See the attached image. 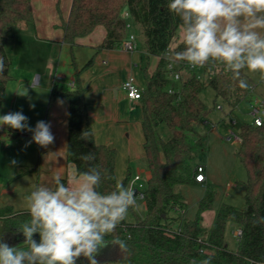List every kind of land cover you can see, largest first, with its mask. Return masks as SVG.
I'll return each mask as SVG.
<instances>
[{
    "label": "trees",
    "instance_id": "trees-1",
    "mask_svg": "<svg viewBox=\"0 0 264 264\" xmlns=\"http://www.w3.org/2000/svg\"><path fill=\"white\" fill-rule=\"evenodd\" d=\"M169 0H73L67 20L59 25L63 30V42L72 49L76 39L89 35L102 25L107 36L97 49H111L121 43L127 30L124 12L139 27L145 40L148 55L160 58L157 68L147 75L142 97V128L144 133L145 160L149 176L144 189L146 215L136 212V203L128 212L135 215L132 222L124 218L115 230L105 236L102 255L96 257L99 264L117 261L126 264H264V123L244 122L240 126L243 141L237 155L245 166L247 180L237 183L245 192V207L237 208L224 203L218 209L213 227L202 225V214L212 208L215 193L207 191L199 204L195 220H182L172 225L173 210H185L186 200L178 189L184 184H198L195 160L208 149L207 130L210 110L200 97L206 86L212 87L216 98L220 97L232 112L242 101L251 96L252 86L245 69L237 76L228 70L217 71L206 83L196 74L175 81L167 70L166 53L184 49V39L173 40L183 24L179 17L168 10ZM33 23L32 0H0V112L6 99L7 86L12 80L13 59L7 50L16 26ZM92 57L76 70L75 86L55 83L50 95L63 97L69 102L68 137L66 156L77 173L90 166L100 170L102 180L98 191L107 194L116 184V149L95 140L88 113L86 88L79 81L80 74L92 65ZM75 63V59L73 58ZM179 85H177V83ZM170 89L173 92H170ZM236 123V121H235ZM161 124L171 129L165 139L159 131ZM231 124H234L231 123ZM204 127L200 130V127ZM15 133V137L18 136ZM5 141L0 137V147ZM91 153L94 159L85 161ZM63 182L67 184L66 178ZM131 174L122 184L128 187ZM29 210L14 211L12 206L0 209L2 231L0 239L11 246L27 245L13 240L22 234L19 229L30 220ZM229 220L239 224L242 235L236 250L229 249L225 231ZM37 235V234H36ZM76 264H88L78 258Z\"/></svg>",
    "mask_w": 264,
    "mask_h": 264
},
{
    "label": "clouds",
    "instance_id": "clouds-1",
    "mask_svg": "<svg viewBox=\"0 0 264 264\" xmlns=\"http://www.w3.org/2000/svg\"><path fill=\"white\" fill-rule=\"evenodd\" d=\"M168 10L184 28V49L174 53L175 60L201 67L222 62L237 76L245 68L264 72V32L256 30L264 29V0H169ZM28 121L22 111L0 115V126L32 133L29 143L43 148L54 143L50 121L39 120L34 127ZM83 159L94 157L89 153ZM101 180L100 170L90 166L75 184L56 175L51 185L36 186L27 198L31 218L19 229L27 247L0 239V264H76L81 256L99 264L105 236L136 203L134 190L121 182L107 194L98 191Z\"/></svg>",
    "mask_w": 264,
    "mask_h": 264
},
{
    "label": "rangeland",
    "instance_id": "rangeland-1",
    "mask_svg": "<svg viewBox=\"0 0 264 264\" xmlns=\"http://www.w3.org/2000/svg\"><path fill=\"white\" fill-rule=\"evenodd\" d=\"M42 2L44 0H35V7L38 9L39 3ZM49 2L48 15L51 18L56 15L57 19H59L60 14L58 11L61 10L63 15L66 9L71 6V0H61L59 4L58 0H49ZM43 28L44 30L39 32L37 21L35 20V23L21 22L14 29L12 38L7 44V50L13 59V65L11 68L12 80L8 83L6 101L15 96L20 84L19 78L29 79L28 74L31 73L32 69L41 71L44 77H50L51 75L52 78L57 79L60 73H64L67 78L70 77V71L73 69L71 62L74 58L73 55L77 51H73L71 48L67 49L64 45L54 43L45 38H37V33H39L40 37L48 35L45 33L48 27ZM49 28L59 31V28H55L53 24ZM128 29L134 32L138 36L139 41L142 42L143 35L134 21L129 20ZM183 36L184 28H179L173 44ZM91 55L85 58L86 56L83 54L85 62H82L83 60L80 58L75 60L83 67L92 58ZM245 72L248 78L251 79V96L234 108L233 112L231 111L232 108L223 99L220 97L216 98V92L212 87L206 86L200 93L201 99L210 110L208 124L205 127L208 133V149L204 156H199L195 160V164H203L205 166L207 179L205 184H184L178 188L186 200V206L184 211L173 210L170 212L171 218H177L172 224L174 226H177L182 220L196 219L199 213L200 201L207 191L215 193L212 208L202 214V225L207 230L213 227L216 213L222 204H231L237 208L245 207V192L237 186V183L247 180L248 173L237 155L240 143L235 140L233 132L238 133L242 123L252 121V116L250 115L252 102L258 99L264 100V72L259 70L253 72L248 69ZM198 73L203 74L204 70L199 69ZM211 77L209 72H207L202 79L208 83ZM176 83L179 85L178 82ZM24 86L22 83L19 95H16L20 106H25L30 110H40L44 107L41 105L46 102V97L49 95L48 92L42 88L37 89L33 82L29 88ZM35 98L37 101L31 102ZM32 105L35 107L33 108ZM233 122L234 124H231ZM203 128V126L200 127V130ZM9 131L14 130L8 127L4 128L1 138L4 139V132L9 134ZM159 131L165 139L171 134V129L166 124H161ZM18 132L16 130L15 133ZM31 136L19 137L18 135L4 139L5 145L0 147V209L10 205L14 211L29 210L28 196L36 186L41 185L39 178L45 182V179L42 178L43 172L41 171L40 173V146L34 142L29 143ZM134 171H137L141 177L136 182V185L138 186L142 183L145 186L149 176L146 160L144 159L137 166L134 165ZM43 181L41 182L42 185L44 184ZM135 200L137 214L144 217L146 215L144 199L135 197ZM125 219L128 222H132L135 219V215L127 212ZM239 228V224L234 221L229 220L227 222L225 241L229 249L236 250L238 248L239 237L237 236V231ZM1 231L2 219H0V233ZM23 238V235L20 234L13 240H22ZM34 238L38 241V234ZM100 255H102V248L96 257ZM80 259L85 258L81 256ZM113 263L116 262L105 261L103 264Z\"/></svg>",
    "mask_w": 264,
    "mask_h": 264
},
{
    "label": "crops",
    "instance_id": "crops-1",
    "mask_svg": "<svg viewBox=\"0 0 264 264\" xmlns=\"http://www.w3.org/2000/svg\"><path fill=\"white\" fill-rule=\"evenodd\" d=\"M60 1L58 0V4ZM34 4L35 0H32L34 11L33 23H35V20L37 21L39 32L44 30L43 27H48L45 30V33L48 35L46 37H40L38 35L39 33H37V38H45L46 40L62 44L67 49H70V46L63 42V30L59 25L62 22V18L65 20L68 19L71 6L69 9H66L63 15L61 10L58 11L60 14L59 20L56 15L52 18L48 15L49 0H44V2L39 3L38 9ZM129 20L132 19L130 18ZM242 20L243 25L247 27L249 19L244 17ZM52 24L55 28L58 27L59 31L49 28ZM256 30L264 32V29ZM131 33L134 32L127 28L124 38ZM106 36L107 29L99 25L89 35L77 38L76 45L71 50L77 51L76 53L78 55L75 53L73 55L74 59L78 60L80 58L83 60L82 62H85L83 54H85V58L91 54L94 57L92 65L80 74L79 81L86 88V99L89 103L88 113L94 130L95 140L98 144H104L116 149V179L117 182L122 183L128 173L131 174V180L138 175L140 176L137 171H134V165L137 166V164L142 163L145 159L142 103L140 100H132L127 96L125 90L122 88V82L132 76L138 85L144 89L146 87L147 75L149 76L155 71L160 58L158 56L148 55L144 37L142 42L137 38L138 47L133 52L123 49L121 43L111 49H97L105 40ZM76 60L75 63L73 60L71 62L73 69L70 71V77L68 78L65 77L64 73H60L57 79L52 78L51 75L50 77H44V74L37 69L31 70V73L28 74L29 79L20 77V84L15 96L8 101L5 99L0 112V115H3L8 112L22 111L29 118L28 122L31 127H34L39 120L51 122V130L55 136V141L47 148L40 147V173L41 171L43 172L42 178L45 179L44 182L39 178L41 185L42 181L44 182L43 185H51L53 177L56 175L66 178L67 184H75L78 180L76 168L72 163L68 162L66 156L69 102L66 98H52L50 95L52 86L55 83L67 87H72L70 84L74 83L75 86V73L77 69L81 68V65ZM245 70L247 69L245 68ZM245 74L248 78L246 72ZM189 75V73L185 74V76ZM248 80L250 81L251 79L248 78ZM32 82L33 85H36L35 87L37 89L42 88L49 94L46 97V102L41 105L45 108L42 107L40 110H30L25 106H20L19 99H16L22 83L25 85L24 87L29 88ZM35 101H37L36 98L35 100H31V102ZM58 101H62L63 103H58ZM2 127L3 129L7 128V126ZM15 132L16 130L9 131V134L4 132V139L15 137ZM29 135H32V133L28 132L27 136ZM19 137L25 136L19 135ZM205 182L199 184H205ZM113 262H116L113 264H126L117 261Z\"/></svg>",
    "mask_w": 264,
    "mask_h": 264
},
{
    "label": "built area",
    "instance_id": "built-area-1",
    "mask_svg": "<svg viewBox=\"0 0 264 264\" xmlns=\"http://www.w3.org/2000/svg\"><path fill=\"white\" fill-rule=\"evenodd\" d=\"M124 16L127 19V28L129 27V19L131 18L130 13L128 11L124 12ZM121 46L123 49L133 52L137 49V36L134 33L129 34L126 38H124L121 42ZM167 59V70L169 71V76L175 80V81H181L183 77L185 76L186 73H189L190 75L196 74L198 78H202L207 72L211 76H213L217 71L219 70H228L229 68L225 66L222 62H216V61H211L209 64H206L205 66H193L185 61H178L175 60L174 55L171 53V50H169L166 53ZM202 69L204 70V73H198V70ZM189 75V76H190ZM72 87L74 86V83L70 84ZM122 88L125 90L127 96L132 99V100H140L142 97L143 93V88H141L138 83L136 82L134 77H128L122 82ZM170 92H173V90L170 89ZM250 115L252 116V121L255 125L261 126L264 123V100H255L252 102L251 105V110H250ZM3 134V127L0 126V137ZM20 136H27L28 132L23 131V132H18ZM235 140L238 141V143H242L243 139L241 135H239L236 132H233ZM205 166L203 164H199L196 167V175L195 179L199 183H204L206 181V175H205ZM141 177L138 175L136 176L133 180H131L129 184V188L134 190V195L135 192L137 191V194L135 197H140L144 198V189L145 186L140 183L138 186L136 185V182L140 179ZM242 235V229L239 228L237 231V236L240 237Z\"/></svg>",
    "mask_w": 264,
    "mask_h": 264
},
{
    "label": "water",
    "instance_id": "water-1",
    "mask_svg": "<svg viewBox=\"0 0 264 264\" xmlns=\"http://www.w3.org/2000/svg\"><path fill=\"white\" fill-rule=\"evenodd\" d=\"M137 194V191L135 192V195Z\"/></svg>",
    "mask_w": 264,
    "mask_h": 264
}]
</instances>
